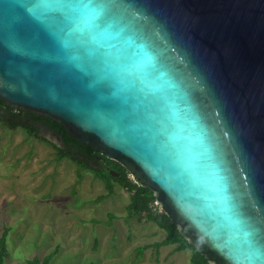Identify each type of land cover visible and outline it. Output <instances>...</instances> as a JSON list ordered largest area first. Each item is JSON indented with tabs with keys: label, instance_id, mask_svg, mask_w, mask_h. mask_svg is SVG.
I'll use <instances>...</instances> for the list:
<instances>
[{
	"label": "water",
	"instance_id": "95a60500",
	"mask_svg": "<svg viewBox=\"0 0 264 264\" xmlns=\"http://www.w3.org/2000/svg\"><path fill=\"white\" fill-rule=\"evenodd\" d=\"M0 98L120 162L210 264H264V0H0Z\"/></svg>",
	"mask_w": 264,
	"mask_h": 264
},
{
	"label": "rangeland",
	"instance_id": "374dc122",
	"mask_svg": "<svg viewBox=\"0 0 264 264\" xmlns=\"http://www.w3.org/2000/svg\"><path fill=\"white\" fill-rule=\"evenodd\" d=\"M39 136L0 121V238L8 230L4 264L42 261L51 253L48 264L190 261L189 249L157 246L166 231L145 215L128 212V191L113 181L108 193L92 170L56 157L51 142L62 145L57 134L40 125Z\"/></svg>",
	"mask_w": 264,
	"mask_h": 264
},
{
	"label": "trees",
	"instance_id": "16d2710c",
	"mask_svg": "<svg viewBox=\"0 0 264 264\" xmlns=\"http://www.w3.org/2000/svg\"><path fill=\"white\" fill-rule=\"evenodd\" d=\"M0 121L3 126L8 128H22L27 134L39 136V126L43 125L55 134H57L62 145L51 142L56 157L61 159L67 157L76 162L78 168L92 170L96 177L100 178L108 190L113 192V181L117 182L123 189L129 193V203L126 208L129 213H138L145 215L146 218L156 222L166 231V236L156 242L157 246L165 244H175L176 250L189 249L191 259L187 264H210L207 258L191 244L179 231L175 222L163 210L153 209L152 204L156 201L154 192L151 188L143 186L136 178L130 177V172L117 160L111 159L102 153L92 143H84L83 140L71 136L67 128L59 120L53 119L49 115L36 114L34 111L26 108L13 107L0 98ZM90 158H100L107 168H92L89 165ZM118 172L113 175L110 171ZM6 230L0 238V264H4V259L8 255ZM144 246L140 247L142 252ZM52 253L45 256L42 261L37 257L28 260V264H48Z\"/></svg>",
	"mask_w": 264,
	"mask_h": 264
},
{
	"label": "flooded vegetation",
	"instance_id": "af4514ba",
	"mask_svg": "<svg viewBox=\"0 0 264 264\" xmlns=\"http://www.w3.org/2000/svg\"><path fill=\"white\" fill-rule=\"evenodd\" d=\"M103 153V152H102ZM90 162H95L98 163L101 167L99 168H107L106 164L100 160V158H90L89 159ZM97 168V167H96Z\"/></svg>",
	"mask_w": 264,
	"mask_h": 264
},
{
	"label": "built area",
	"instance_id": "2783aa9c",
	"mask_svg": "<svg viewBox=\"0 0 264 264\" xmlns=\"http://www.w3.org/2000/svg\"><path fill=\"white\" fill-rule=\"evenodd\" d=\"M152 205H153L152 208H153L154 210H155V209H158V208H159L160 210H162L161 207H160V205L158 204L157 201H155L154 204H152Z\"/></svg>",
	"mask_w": 264,
	"mask_h": 264
}]
</instances>
